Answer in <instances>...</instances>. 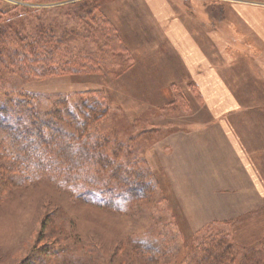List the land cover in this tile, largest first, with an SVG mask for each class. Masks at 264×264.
Returning a JSON list of instances; mask_svg holds the SVG:
<instances>
[{
    "label": "rangeland",
    "instance_id": "374dc122",
    "mask_svg": "<svg viewBox=\"0 0 264 264\" xmlns=\"http://www.w3.org/2000/svg\"><path fill=\"white\" fill-rule=\"evenodd\" d=\"M79 3L87 15L75 16ZM164 17L166 34L175 22L177 42L181 31L191 36L198 55L243 87L238 100L264 106V0H0V23L35 36L42 26L62 42L57 66L71 65L42 79L1 71L0 88L3 78L35 93L42 112L60 103L62 127L78 134L82 99L95 92L108 112L91 131L111 137L108 161L132 167L125 146L114 143L134 136L132 149L144 152L153 175L144 188L103 170L93 184L64 185L55 175L28 180L6 170L11 148L0 134V264H199L206 244L220 236L231 264H264V153L251 163L240 159L241 169L226 166L233 161L227 151L213 160L219 155L205 143L204 125L222 122L235 96L208 95L204 65L192 79L184 49L160 32ZM173 61L175 69L166 65ZM239 131L249 138L253 129ZM236 171L249 191H240Z\"/></svg>",
    "mask_w": 264,
    "mask_h": 264
},
{
    "label": "trees",
    "instance_id": "16d2710c",
    "mask_svg": "<svg viewBox=\"0 0 264 264\" xmlns=\"http://www.w3.org/2000/svg\"><path fill=\"white\" fill-rule=\"evenodd\" d=\"M74 7L76 17L89 13L85 3ZM97 33L100 34L101 30ZM61 44L58 37L48 33L42 26L38 27L35 36L0 23V74L5 71L12 77L15 75L18 79L29 80L34 77L42 79L61 69H69L67 67L71 65L57 66ZM78 61L76 57L72 63ZM1 81L0 134L4 140L9 141L11 148L9 157H4V160L9 161L5 166L8 172L24 175L28 180L45 175L62 176L61 183L64 185L93 184L99 177L98 170L111 171L114 179L123 180L124 184L125 177L127 180H135L140 188H144V184L153 179L144 152L132 149L134 136H128V141H115L111 144L112 148L113 143L117 148L125 146V157L132 156V167L126 164L125 169L120 162L114 164L108 161L106 148L111 143V137L91 131V124L104 118L108 112V105L101 100V96H95V92L85 93L86 99H82L87 102L83 105L86 114L80 127L82 131L78 134L62 127V110L57 107L60 103L54 102L53 110L42 112L34 104L35 93L18 90L7 79L2 78ZM117 184L120 185L119 182ZM142 193H137V196L140 197ZM207 244L205 248L208 252H204L205 256L199 259V264L233 262L230 249L222 236L210 239Z\"/></svg>",
    "mask_w": 264,
    "mask_h": 264
},
{
    "label": "crops",
    "instance_id": "0c3cea01",
    "mask_svg": "<svg viewBox=\"0 0 264 264\" xmlns=\"http://www.w3.org/2000/svg\"><path fill=\"white\" fill-rule=\"evenodd\" d=\"M150 10L156 13V15H158L157 11H163L160 8H157V6L156 7L151 6ZM163 13L165 14L166 12L163 11ZM165 19H168V17H164L161 20L160 32L167 39V41L168 40L169 41L171 40L173 42L175 41V44L173 46L175 49L179 47L184 49L185 55L183 57L180 54L181 55L180 57L182 59V63L185 65L188 71V74L192 76V79L194 80V78L200 77L196 73L200 70V68H202L201 66L204 65L205 66L204 86L207 91V94L222 95L224 94L223 91H225L226 95H229L230 97L235 96L234 99L231 98L235 105L232 103L230 108L225 111L226 118L223 119L222 122L220 120L213 118L204 125L205 134L206 137L208 138V141H205V143H208V145L212 146V148H209V150L219 155L218 157L214 155L213 160L216 161L220 159L221 161L223 159V156L220 154H222L223 151H227L229 153V156H227L228 159L230 160L232 159L233 161L227 163L226 166L228 168L239 169L241 166H243V163L240 160L242 158H246L248 161H250V163L254 155H256L255 156L256 158H254L255 160H259V158H262L259 156V152L261 150L260 153H264V149H260L261 144L264 143V137L263 139L261 137L262 134L264 136V130L261 131V129H264V106H259L256 103L246 106L243 104V99H241V101L238 100L236 97L246 94V92L243 93L244 91L243 87L240 86L237 87V89L235 87H232L234 86V84L229 83L227 82V80L223 79L225 74L223 76L219 75L220 73L218 74V70L216 69V67H214L213 60L211 59L210 56L202 55L201 53L200 55H198L197 50H195V45H196L195 40L192 39L191 36H186V35L184 36L182 31L180 30L181 42L180 41L177 42L175 38H177L178 33L172 32V30H177V26L175 22L171 23L170 29L168 30L171 31V33L166 34L165 31L162 29V23L164 22ZM171 27L173 28L172 30ZM166 65L175 69L174 61L170 64L166 62ZM224 71L226 70L224 69ZM216 76L221 82L219 85L216 82L214 83V79L216 80ZM160 77L161 75L158 76V79H160ZM199 89L202 91L201 94H203V90L200 87ZM259 95L261 94L259 93ZM254 96L255 94H253V97ZM256 96L258 97V94ZM248 113H252L253 119L249 121H244L242 119L243 120L242 121L241 116L246 115ZM244 127H249L253 129V131L250 132L251 137L248 138L241 134L239 130ZM250 142L252 143V145L250 144ZM251 152L253 153L256 152V153L253 154V156L248 155ZM240 154H242V156H240ZM243 154H245V157ZM221 165L225 167V165L223 164ZM238 174L239 172L236 171L235 173H233V176L237 177L238 180L237 183L239 182V187L241 189L240 191L241 192L249 191V189L246 188L247 187L246 185L242 188V183L244 182V180L241 179L240 175ZM229 180H231V182L235 181V179L233 178ZM254 186H256V184L252 182L251 190L255 189ZM223 190L228 191V188H223Z\"/></svg>",
    "mask_w": 264,
    "mask_h": 264
},
{
    "label": "bare ground",
    "instance_id": "6f19581e",
    "mask_svg": "<svg viewBox=\"0 0 264 264\" xmlns=\"http://www.w3.org/2000/svg\"><path fill=\"white\" fill-rule=\"evenodd\" d=\"M27 221H26V219L24 220V223H26Z\"/></svg>",
    "mask_w": 264,
    "mask_h": 264
}]
</instances>
